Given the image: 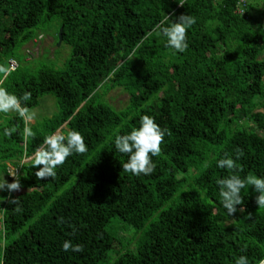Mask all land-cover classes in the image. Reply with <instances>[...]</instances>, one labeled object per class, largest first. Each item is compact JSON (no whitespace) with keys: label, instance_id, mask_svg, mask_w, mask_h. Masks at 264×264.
Listing matches in <instances>:
<instances>
[{"label":"trees","instance_id":"16d2710c","mask_svg":"<svg viewBox=\"0 0 264 264\" xmlns=\"http://www.w3.org/2000/svg\"><path fill=\"white\" fill-rule=\"evenodd\" d=\"M165 14L195 19L183 53L165 47L153 31ZM52 21L63 29L60 46H69L71 57L62 69L25 68L42 56L28 63L18 48L32 43L40 56L37 31ZM11 60L18 62L15 71ZM0 66L9 71L6 78L0 73V87L18 97L31 92L30 110L44 95L54 96L59 109L27 140L25 121L0 113V177L11 183L12 166L22 184L12 192L21 211L0 202V264H235L241 255L258 264L264 258L258 193L242 189L246 211L228 217L216 183L231 175L217 161L225 154L235 159L237 148L244 152L240 177H264V0H0ZM116 89L129 95L120 110L106 98ZM145 114L170 134L152 158L154 172L135 176L122 170L128 157L114 140ZM6 128L15 131L5 136ZM58 129L79 131L88 151L69 156L54 179L37 180L38 169L25 157ZM115 220L143 230L135 248L121 250L127 232ZM65 240L82 244L83 252L63 251Z\"/></svg>","mask_w":264,"mask_h":264},{"label":"clouds","instance_id":"9594fccd","mask_svg":"<svg viewBox=\"0 0 264 264\" xmlns=\"http://www.w3.org/2000/svg\"><path fill=\"white\" fill-rule=\"evenodd\" d=\"M177 3L180 7L184 6L182 2ZM194 23L195 19L188 14H180L175 20L172 19V16L165 14L164 18L153 28V31L165 38V47L183 53L188 48L187 30ZM29 52L31 53V51ZM0 73H3L6 78L9 71L6 67L0 66ZM30 99L31 92L25 91L22 96L18 97L9 93L6 88L0 87V113H15L25 121L23 129L25 140L35 135L29 124L34 113L25 104ZM13 131L15 130L6 128L4 135L10 136ZM166 133L170 134L167 129H162L152 116L145 114L140 116L138 127H134L126 134L116 135L114 140L115 149L128 157L127 161L122 164V170L135 176L153 173L156 165L153 163L152 158L160 155ZM87 151L88 146L79 131L58 129L54 133L45 136L43 142L35 148L34 152L25 157V162L29 163L32 168L38 169L34 173L37 180L54 179L56 169L62 166L69 156L73 154L82 155ZM243 155V150L237 148L235 159L225 154L217 161L218 168L226 169L231 173V175L216 181L219 187V203L228 217H234L237 211L241 213L246 211L240 193L247 186H251L254 192L258 193L255 196V203L258 208L264 209V177L253 174H249L243 179L240 177L238 173L242 171V168L238 166L237 160ZM205 166L207 167V164ZM8 175L12 177L11 183L4 177L0 178V191L8 192L7 197L0 196V202L6 201L8 204L14 205V210L19 212L22 210L19 197H13L12 192H18L22 188L20 174L17 170H10ZM251 216L252 213H248V218H251ZM60 222H63V218L60 219ZM62 250L65 252H83L84 248L82 244H72L71 241L65 240L62 244ZM235 264H248L247 256H239L236 258ZM258 264H264V258H261Z\"/></svg>","mask_w":264,"mask_h":264},{"label":"rangeland","instance_id":"374dc122","mask_svg":"<svg viewBox=\"0 0 264 264\" xmlns=\"http://www.w3.org/2000/svg\"><path fill=\"white\" fill-rule=\"evenodd\" d=\"M60 29L61 28L59 22L52 21L50 24L45 25L43 28L37 31V34L39 36L35 40H38V38L40 37L38 41V44L40 45L39 50L41 52L40 56L37 55L36 51H31L32 43L30 45L28 44L22 45L18 48L16 55L19 57V59L22 60L25 59V61L27 60L28 63H32L33 62L32 59L35 60L42 56L40 62L38 63L36 62V64L34 65L26 64L24 65L25 68L31 67L32 69H34L35 67H40L43 65H48L56 69L63 68L65 63L71 57V48L67 45H62V46L58 45L59 43L57 39ZM29 51H31L32 56H30ZM29 57H31L30 60H28ZM106 98L109 101V103L118 110L125 108L129 101V95L123 93L120 89L111 91ZM31 112L34 113V116L33 119L29 122L30 127L32 129L35 127H37L36 129H40L43 124L53 119L59 113L58 103L56 98L52 95H44L42 98H40L38 107L32 109ZM7 115L8 117H11V116H16L17 114L8 113ZM3 177L4 176H1L0 178ZM4 178L7 180L6 177ZM113 225H115L116 229L122 228L124 230L122 232H127V233H123L124 237L126 238H124V240H121L119 243V245H121V250L127 251L126 247L124 248L122 247L123 245L126 246L132 245V247L135 248L141 242L142 239L141 237L143 236L144 233L143 230L138 233L135 229L127 225H124L119 220L113 221ZM110 257H112V259L111 258L110 259L112 261L111 263H113V261L116 258L115 251L112 252Z\"/></svg>","mask_w":264,"mask_h":264},{"label":"built area","instance_id":"2783aa9c","mask_svg":"<svg viewBox=\"0 0 264 264\" xmlns=\"http://www.w3.org/2000/svg\"><path fill=\"white\" fill-rule=\"evenodd\" d=\"M246 1H248V0H239V4H244ZM238 11H239L240 13H242V11H241L240 9H238ZM17 68H18V64H17V62H16L15 60H11V61L9 62V71H15ZM11 169H13V168H12V167H9L8 172H9ZM13 170H15V169H13ZM16 170H17V169H16ZM17 172L20 173L19 170H17ZM10 179H12V177H10Z\"/></svg>","mask_w":264,"mask_h":264},{"label":"water","instance_id":"95a60500","mask_svg":"<svg viewBox=\"0 0 264 264\" xmlns=\"http://www.w3.org/2000/svg\"><path fill=\"white\" fill-rule=\"evenodd\" d=\"M62 33H63V29H60L59 31V35H58V45H61L62 43Z\"/></svg>","mask_w":264,"mask_h":264}]
</instances>
